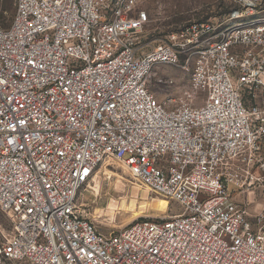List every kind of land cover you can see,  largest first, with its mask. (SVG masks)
Wrapping results in <instances>:
<instances>
[{
  "label": "built area",
  "instance_id": "built-area-1",
  "mask_svg": "<svg viewBox=\"0 0 264 264\" xmlns=\"http://www.w3.org/2000/svg\"><path fill=\"white\" fill-rule=\"evenodd\" d=\"M257 1L144 52L138 0H15L0 28V210L12 221L2 263L264 264ZM163 64L189 74L178 101L149 91ZM109 158L181 212L101 233L79 198ZM256 187L253 212L244 195Z\"/></svg>",
  "mask_w": 264,
  "mask_h": 264
},
{
  "label": "rangeland",
  "instance_id": "rangeland-1",
  "mask_svg": "<svg viewBox=\"0 0 264 264\" xmlns=\"http://www.w3.org/2000/svg\"><path fill=\"white\" fill-rule=\"evenodd\" d=\"M138 5L149 17V22L142 31V41L146 46L144 52L162 43L168 33L190 21L219 18L239 6L238 0H138ZM14 13L15 0H0V28H7L11 24ZM254 16L264 17V0L257 1ZM169 81L173 83L166 84ZM188 88L189 74L178 66L163 64L152 69L149 91L158 101H178ZM244 102L247 105L248 99L244 98ZM245 195L248 201L254 203L253 212L258 211L263 203V189L256 187ZM159 200L164 203L159 204ZM79 204L89 220L103 234L120 230L138 221L165 220L181 212L176 203L150 191L130 175L121 161L113 158L98 166L90 189L82 191ZM110 206L115 208L113 212ZM11 230L10 217L0 210V241ZM0 264L12 263L0 261Z\"/></svg>",
  "mask_w": 264,
  "mask_h": 264
},
{
  "label": "bare ground",
  "instance_id": "bare-ground-1",
  "mask_svg": "<svg viewBox=\"0 0 264 264\" xmlns=\"http://www.w3.org/2000/svg\"><path fill=\"white\" fill-rule=\"evenodd\" d=\"M90 189V186L88 187ZM164 201L163 200H159V204H163ZM114 205V204H113ZM110 209L112 210V212L114 211V207L110 206ZM112 215V214H111Z\"/></svg>",
  "mask_w": 264,
  "mask_h": 264
},
{
  "label": "crops",
  "instance_id": "crops-1",
  "mask_svg": "<svg viewBox=\"0 0 264 264\" xmlns=\"http://www.w3.org/2000/svg\"><path fill=\"white\" fill-rule=\"evenodd\" d=\"M244 197L246 198V195H244ZM248 199V198H247ZM263 205V203L258 207V210L261 209V206Z\"/></svg>",
  "mask_w": 264,
  "mask_h": 264
}]
</instances>
